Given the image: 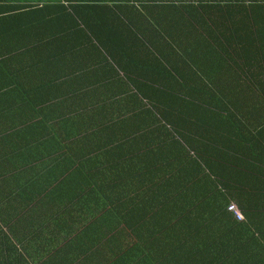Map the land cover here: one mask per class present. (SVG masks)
Returning a JSON list of instances; mask_svg holds the SVG:
<instances>
[{
    "label": "crops",
    "instance_id": "crops-1",
    "mask_svg": "<svg viewBox=\"0 0 264 264\" xmlns=\"http://www.w3.org/2000/svg\"><path fill=\"white\" fill-rule=\"evenodd\" d=\"M120 12L132 25L115 28L110 48L101 50L72 28L53 43L21 34L13 44L29 49L4 58L0 105L7 106L6 127L18 129L1 141L0 152V225L15 249L12 264H110L118 252L109 220L84 212L105 200L84 196L95 195L89 185L100 181L83 178L95 170L74 168L80 155L62 151L60 137L41 135L39 122H159L157 112L168 110L172 122L201 123L192 100L214 104L219 119L209 123H219L218 175L227 177V198L236 209L250 207V193L264 189V3L153 8L145 20L131 9ZM30 19L21 16V23L29 27ZM42 22L43 34L68 31L64 23ZM180 106L196 112L194 120L174 111Z\"/></svg>",
    "mask_w": 264,
    "mask_h": 264
},
{
    "label": "trees",
    "instance_id": "trees-1",
    "mask_svg": "<svg viewBox=\"0 0 264 264\" xmlns=\"http://www.w3.org/2000/svg\"><path fill=\"white\" fill-rule=\"evenodd\" d=\"M184 1L197 8H218V4L235 2ZM170 6L189 7L181 0H0V73L7 68L4 58L29 49L31 44H13L21 34L28 33V39L36 43H53L73 28L103 50L115 44L112 33L118 25H132L121 8L131 9L145 20L147 10ZM21 16L32 17L29 27L21 23ZM42 21L46 26L57 22L62 27L64 23L68 31L48 29L43 34L39 29ZM32 30L38 34H31ZM13 82L26 99L33 97L19 79L13 78ZM160 94L162 98L172 95ZM36 103L32 101L35 108ZM41 104L39 108L46 105L45 101ZM192 104L202 111L201 123L172 122L168 110L157 112L159 122H39L45 129L41 135L60 137L62 151L80 155L74 168L95 170V174L83 177L86 184L100 181L89 185L94 187L95 195L85 191L84 196L98 200L100 195L105 200L94 209L88 206L84 212L106 218L112 225L110 243L118 252L116 262L110 264H264V189L250 193L252 206L237 208L243 221H237L226 210L232 204L223 189L227 177L218 175L219 123H209L212 118L219 119V108L193 100ZM174 111L192 120L196 114L182 106ZM7 112V106L0 105V152L5 151L1 141H6L8 133L18 134L16 123L6 127ZM51 118L45 117L47 121ZM2 225L0 264H12L18 259L15 249L9 248Z\"/></svg>",
    "mask_w": 264,
    "mask_h": 264
},
{
    "label": "built area",
    "instance_id": "built-area-1",
    "mask_svg": "<svg viewBox=\"0 0 264 264\" xmlns=\"http://www.w3.org/2000/svg\"><path fill=\"white\" fill-rule=\"evenodd\" d=\"M226 210L232 215L233 218H235L237 221H243L244 218H242L240 212L233 206L229 205L227 206Z\"/></svg>",
    "mask_w": 264,
    "mask_h": 264
}]
</instances>
